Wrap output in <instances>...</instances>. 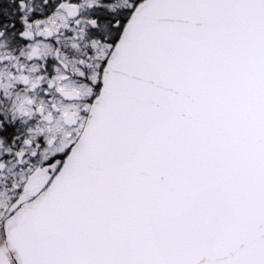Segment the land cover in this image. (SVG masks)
I'll list each match as a JSON object with an SVG mask.
<instances>
[{"label":"snow or ice","instance_id":"obj_1","mask_svg":"<svg viewBox=\"0 0 264 264\" xmlns=\"http://www.w3.org/2000/svg\"><path fill=\"white\" fill-rule=\"evenodd\" d=\"M0 264H264V0H0Z\"/></svg>","mask_w":264,"mask_h":264}]
</instances>
